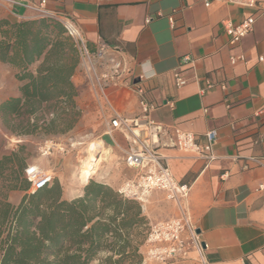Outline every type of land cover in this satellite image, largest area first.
Segmentation results:
<instances>
[{
	"label": "crops",
	"instance_id": "crops-1",
	"mask_svg": "<svg viewBox=\"0 0 264 264\" xmlns=\"http://www.w3.org/2000/svg\"><path fill=\"white\" fill-rule=\"evenodd\" d=\"M43 1L49 16L72 36L76 30L91 50L99 41L118 47L117 56L130 70L127 88L112 90L110 103L87 83L81 62L72 78L79 92V124L85 122L88 134L102 137L114 157L115 174L104 172L92 180L117 192L135 178L137 171L124 163L128 142L119 132L107 142L105 134L115 110L125 116L139 112L135 90L143 88L156 106L155 122L191 132L203 144L207 132H217L211 162L174 148L159 150L175 179L191 190L181 205L164 192H153L143 215L155 225L185 211L199 231L198 240L206 244L203 264H264V167L251 160H264V13L219 0H12L0 6V20L41 18ZM248 19L254 21L253 32L231 46L223 22L239 25ZM239 55L245 60L233 63ZM183 57L191 61L182 68L187 84L177 88L173 71ZM21 85L15 69L0 61V102L21 97ZM9 154L0 147V160ZM52 162L26 155L27 165L44 170L56 169ZM24 195L14 190L5 198L17 206ZM83 195L84 187L62 190L63 200Z\"/></svg>",
	"mask_w": 264,
	"mask_h": 264
},
{
	"label": "trees",
	"instance_id": "trees-1",
	"mask_svg": "<svg viewBox=\"0 0 264 264\" xmlns=\"http://www.w3.org/2000/svg\"><path fill=\"white\" fill-rule=\"evenodd\" d=\"M0 61L22 83L21 97L0 102L7 124L21 120L19 136L73 128L80 111L72 78L81 58L66 26L51 17L0 20ZM25 148L0 160V264H143L149 222L139 203L96 181L71 201L62 199L58 182L32 192ZM14 190L25 192L17 206L5 198Z\"/></svg>",
	"mask_w": 264,
	"mask_h": 264
},
{
	"label": "built area",
	"instance_id": "built-area-1",
	"mask_svg": "<svg viewBox=\"0 0 264 264\" xmlns=\"http://www.w3.org/2000/svg\"><path fill=\"white\" fill-rule=\"evenodd\" d=\"M232 5L260 10L264 13V0H219ZM12 0H0V6H6ZM46 1L39 8L42 17H50L45 9ZM152 18L146 20L149 23ZM171 24L173 19L169 18ZM224 30L229 37L231 46L240 44L243 38L253 32L254 21L245 20L239 25L230 21L223 22ZM73 36L77 43L81 65L84 68L87 83L97 91L101 98L110 103L112 90L127 88L126 77L130 70L126 62L117 56L120 52L118 47L112 48L99 41L91 50L81 39L76 30ZM243 55L232 58V62H242ZM188 57H183L180 65L173 71V78L177 88L187 84L183 76L182 68L190 63ZM138 97L139 112L133 116H125L115 110L113 116L108 119V128L105 136L112 138L114 132H119L128 142L129 147L125 150L124 163L127 168L136 170L135 178L122 183L117 193L126 200L135 201L142 209L148 204L153 192L161 191L167 199L181 205L190 194V186L179 183L169 166L164 162L159 150L161 148H174L196 157L204 158L211 162L215 160L212 153L217 139V132L211 130L205 134L206 143H202L198 137L179 128H169L155 122L151 114L156 106L147 101L143 88L135 90ZM53 116V115H51ZM94 159L105 150H108L105 140L97 138L91 142ZM80 146V142L74 137H68L64 142L46 140L39 148L41 157H50L53 153H65L68 147L72 150ZM95 150V151H94ZM258 166L264 167L263 159L251 158ZM94 162V161H93ZM25 179L31 184V191L51 186L55 182V170H44L37 164H28ZM92 177L88 180V182ZM264 190V185L260 186ZM187 234V237H185ZM146 242L149 246L148 256L156 261L165 262L176 257H186L193 248L203 258L204 248L198 240L197 230L191 224L185 211L176 218L159 222L150 227Z\"/></svg>",
	"mask_w": 264,
	"mask_h": 264
},
{
	"label": "rangeland",
	"instance_id": "rangeland-1",
	"mask_svg": "<svg viewBox=\"0 0 264 264\" xmlns=\"http://www.w3.org/2000/svg\"><path fill=\"white\" fill-rule=\"evenodd\" d=\"M51 115L52 114H47L48 121L54 118V116ZM80 117L74 123L73 128L65 133L49 134L45 132H40L30 137L24 135L19 136L15 134L16 133L15 129H19L18 126L19 123L21 122L20 119H15L14 121H11V123L7 124L5 119L0 115V147L3 149V151L12 153L16 150H19L21 146H26L25 155L30 154L34 157L44 158L47 161H53L52 165L54 162L57 163L56 169L50 168L51 170H55V182H58L60 184L62 190L64 189V190L78 191L83 187L85 188V185L83 186L81 185V180H80L81 173L83 171V169L81 168V163L84 161L86 157H88V159H93V157L91 156L89 146L92 141L97 139L95 136L88 134L87 131L84 130V128L87 126L85 122H83V124L81 123L79 124V121L81 119ZM58 128H60V126H58ZM81 130L83 132H81ZM68 137H74L76 141L80 142V146H78L74 150L68 147L67 148L68 151L65 153H53V155L50 157H41L39 153V148L44 143V141L56 140L61 143L64 142ZM106 140L107 142H110L109 137H106ZM107 153L108 152H106L105 155L106 160H104L105 156L99 159V157H101L102 155L99 154L98 156H96V158L99 159L98 160L99 162L97 161V159L96 160L94 159L95 160L94 163L91 162L92 166L89 168L95 169V172H97L96 175L91 176L92 179L93 178L98 179V177L100 175H103L104 172H111L112 175L115 174L114 170L116 169H114L113 167L114 157L112 156V152H110V154ZM92 179L90 181H94ZM89 182L87 181V184ZM151 226L153 225H151L149 222V228L146 231L145 243L141 248V253L144 256L143 263H145L146 260L147 264H183L189 261L196 260L197 264H203L202 258L193 248L190 249L189 255L186 257H176L167 260L165 262H160L151 259L148 256L149 246L146 242L147 235L150 231Z\"/></svg>",
	"mask_w": 264,
	"mask_h": 264
},
{
	"label": "bare ground",
	"instance_id": "bare-ground-1",
	"mask_svg": "<svg viewBox=\"0 0 264 264\" xmlns=\"http://www.w3.org/2000/svg\"><path fill=\"white\" fill-rule=\"evenodd\" d=\"M69 27L71 28V25H69ZM89 149H90V152H91V156L93 157V159H88V157H86L84 159V161L81 163V168L83 169L82 173H81V177H80V180H81V185H85L88 181L89 178H91V176H93L95 174V169H90L89 167L92 166V163L95 162V160L97 159V161L102 158L103 156L106 155V152L109 153V149L104 151L101 155V157L98 158H95L94 160V153H93V149H92V145L90 144L89 146ZM95 151V150H94ZM107 153V154H108ZM94 161V162H93ZM96 161V162H97ZM92 162V163H91ZM99 162V161H98ZM40 167V166H39Z\"/></svg>",
	"mask_w": 264,
	"mask_h": 264
},
{
	"label": "water",
	"instance_id": "water-1",
	"mask_svg": "<svg viewBox=\"0 0 264 264\" xmlns=\"http://www.w3.org/2000/svg\"><path fill=\"white\" fill-rule=\"evenodd\" d=\"M197 234H199V231H197ZM202 247L205 248L206 247V244L205 243H202Z\"/></svg>",
	"mask_w": 264,
	"mask_h": 264
}]
</instances>
